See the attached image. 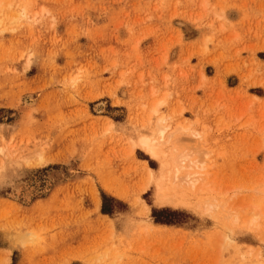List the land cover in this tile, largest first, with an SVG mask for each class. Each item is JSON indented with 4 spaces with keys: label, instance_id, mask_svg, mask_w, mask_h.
<instances>
[{
    "label": "rangeland",
    "instance_id": "obj_1",
    "mask_svg": "<svg viewBox=\"0 0 264 264\" xmlns=\"http://www.w3.org/2000/svg\"><path fill=\"white\" fill-rule=\"evenodd\" d=\"M262 256L264 0H0V264Z\"/></svg>",
    "mask_w": 264,
    "mask_h": 264
},
{
    "label": "bare ground",
    "instance_id": "obj_2",
    "mask_svg": "<svg viewBox=\"0 0 264 264\" xmlns=\"http://www.w3.org/2000/svg\"><path fill=\"white\" fill-rule=\"evenodd\" d=\"M164 100H162V99H160V100H158V101H155L153 104V108H152V112L153 113H156L157 111H158V107H159V105L163 102ZM98 108H100V106H98L97 105V109ZM151 112V113H152ZM154 115V114H153ZM161 120H163V117H161L160 118ZM160 120V121H161ZM165 128H167V127H164V126H162V128H158V129H160L159 131H160V133H159V136L156 138V136L155 137H153L152 135H150V136H142L141 138H140V140L138 141V144L140 145V147L142 148V149H144L147 153H149L151 156H153L154 158H156V159H159L160 160V162H161V166H160V168L162 169V173H161V175L159 176V177H156V178H154L153 177V175H152V173H151V170H149V169H147V178H148V180L151 182V181H153V183H154V185H156V200L158 201V202H160V203H175V198L168 192V190H166V188L164 187V179H165V169L167 168V167H169L171 164H173V165H171V168L172 167H174V172L176 171V173H179L178 175H176L175 177H176V179L179 181V183H183V182H187L188 184H191V185H193V186H195V182H197L199 179H200V177L201 178H203L202 177V175L201 174H203V173H205V171H201V172H199L198 170H195V168L196 167H198V162H197V164H196V161L197 160H195L194 158H196V157H194L193 159H192V157L191 156H193L192 155V153H189V154H186V153H183L182 151L180 152V150H179V153H178V151L175 153L177 156H175L174 155V157H173V161H172V163L171 162H168V160L166 159V158H163V156H164V153H165V151L163 152L162 150H160L159 151V149H158V146H160V144H161V146H163L165 143H163V141H167V139L169 138V137H166L167 139H165V136H164V132H165ZM157 130V129H156ZM158 131V130H157ZM194 134H196V133H194ZM165 139V140H164ZM169 140V139H168ZM171 142V141H170ZM136 143V142H135ZM166 143H168V142H166ZM134 144V143H133ZM163 144V145H162ZM137 145V144H136ZM165 146V145H164ZM173 147V146H172ZM178 149V148H177ZM172 150H173V148H172ZM174 150H176L175 148H174ZM174 152V151H173ZM163 153V154H162ZM169 153H170V151H169ZM162 154V155H161ZM196 154V153H195ZM190 157H189V156ZM165 157V156H164ZM168 157H170V156H168ZM197 159V158H196ZM203 163V162H202ZM194 165H196L195 167H192V166H194ZM200 166V165H199ZM190 167H192V169H194V170H192V171H188L189 169L191 170V168ZM201 167H203V166H201ZM205 167V166H204ZM159 168V169H160ZM199 168V167H198ZM186 169V170H185ZM183 170H184V173H182L183 172ZM182 171V172H181ZM182 173V174H181ZM196 173H200L199 175H196ZM158 175V174H157ZM203 175H205V174H203ZM145 176V175H144ZM144 178V177H143ZM173 178V177H172ZM205 179V178H204ZM146 180V179H145ZM149 181H148V183H149ZM199 181H201V180H199ZM198 181V182H199ZM177 182V181H176ZM148 183H146L147 184V186H148ZM145 185V184H144ZM146 186V187H147ZM146 187H144V188H146ZM211 188V187H210ZM137 198V197H136ZM139 198V197H138ZM211 198H213L214 199V197H210V199ZM212 199V200H213ZM209 201V200H208ZM214 201H215V199H214ZM214 201H212V204L214 203ZM210 203H211V201H209ZM216 202V201H215ZM213 206V205H212ZM217 206V205H216ZM144 207H146V209H147V206H145L144 205ZM206 208V207H205ZM211 208V207H210ZM145 209V208H144ZM148 210V209H147ZM147 210H146V213H147ZM207 210H209V209H207ZM259 257V256H258ZM263 257V256H262ZM262 264H264V257H263V262H262Z\"/></svg>",
    "mask_w": 264,
    "mask_h": 264
},
{
    "label": "trees",
    "instance_id": "obj_3",
    "mask_svg": "<svg viewBox=\"0 0 264 264\" xmlns=\"http://www.w3.org/2000/svg\"><path fill=\"white\" fill-rule=\"evenodd\" d=\"M104 212H110L109 208H107L105 205H104Z\"/></svg>",
    "mask_w": 264,
    "mask_h": 264
}]
</instances>
